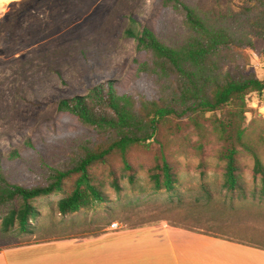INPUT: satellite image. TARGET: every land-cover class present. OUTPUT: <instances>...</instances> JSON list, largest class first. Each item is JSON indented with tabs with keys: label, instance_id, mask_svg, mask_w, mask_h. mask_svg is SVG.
<instances>
[{
	"label": "rangeland",
	"instance_id": "1",
	"mask_svg": "<svg viewBox=\"0 0 264 264\" xmlns=\"http://www.w3.org/2000/svg\"><path fill=\"white\" fill-rule=\"evenodd\" d=\"M186 1L195 9L233 17L244 4ZM129 15L169 44L182 41L187 33L182 14L163 0H22L6 11L0 21V156L11 183L42 184L48 166L75 158L85 142L95 139L77 117L58 112L61 100L84 96L109 81H119L121 92L137 99L156 96L155 78L137 75V61H146L147 55L138 53L137 42L125 35ZM254 45V50L239 53L240 58L248 64V74L263 80L264 39H256ZM246 111L245 142L264 165V93L249 96ZM205 127L202 135L188 128L170 145L181 183L176 194L155 191L150 161L137 157L136 182L121 180V195L111 187L109 175L101 174L108 203L63 218L49 208V202L61 195L37 199L33 205L42 216L34 222L33 234L0 232V251L163 224L264 248L262 176H255L253 156L238 148L246 196L228 192L223 187L224 142L210 122ZM200 142L204 146L197 154ZM15 153L18 156L11 159ZM116 173L122 175L120 164ZM208 193L213 195L209 204ZM1 217L2 213L0 223Z\"/></svg>",
	"mask_w": 264,
	"mask_h": 264
},
{
	"label": "trees",
	"instance_id": "2",
	"mask_svg": "<svg viewBox=\"0 0 264 264\" xmlns=\"http://www.w3.org/2000/svg\"><path fill=\"white\" fill-rule=\"evenodd\" d=\"M242 1L240 13L233 17L195 9L186 0H163L166 7L182 14L187 29L184 39L174 44L129 15L125 35L137 42L138 53L147 55L146 61H137V75L155 78L156 96L137 99L121 92L119 81H109L84 96L61 100L58 112L77 117L96 137L85 142L75 158L48 166L44 182L32 187L11 183L0 156V232L33 234L34 222L42 216L33 205L37 199L61 195L49 202V208L51 214L63 218L110 202L101 174L109 175L111 187L121 195V180L136 182L137 157L150 161L155 191L176 194L181 183L171 162L170 145L188 128L202 135L206 122L224 142V189L246 196L238 164V148L244 147L253 156L255 176H262L264 201V165L246 144L244 128L247 99L264 93V79L248 74V64L239 54L254 50V41L264 39V0ZM203 146L202 142L197 145V154ZM116 164H120L121 176ZM207 196L209 204L213 195Z\"/></svg>",
	"mask_w": 264,
	"mask_h": 264
},
{
	"label": "crops",
	"instance_id": "3",
	"mask_svg": "<svg viewBox=\"0 0 264 264\" xmlns=\"http://www.w3.org/2000/svg\"><path fill=\"white\" fill-rule=\"evenodd\" d=\"M22 0H0V21ZM0 264H264V248L169 225L0 251Z\"/></svg>",
	"mask_w": 264,
	"mask_h": 264
},
{
	"label": "built area",
	"instance_id": "4",
	"mask_svg": "<svg viewBox=\"0 0 264 264\" xmlns=\"http://www.w3.org/2000/svg\"><path fill=\"white\" fill-rule=\"evenodd\" d=\"M113 227H114L115 229H118L119 225L115 223V224L113 225Z\"/></svg>",
	"mask_w": 264,
	"mask_h": 264
}]
</instances>
